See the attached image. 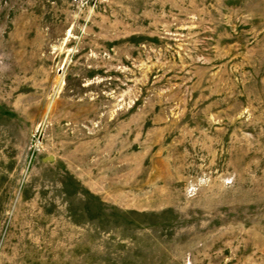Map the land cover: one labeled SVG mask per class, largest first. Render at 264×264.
<instances>
[{
  "label": "rangeland",
  "instance_id": "rangeland-1",
  "mask_svg": "<svg viewBox=\"0 0 264 264\" xmlns=\"http://www.w3.org/2000/svg\"><path fill=\"white\" fill-rule=\"evenodd\" d=\"M0 264H264V0H0Z\"/></svg>",
  "mask_w": 264,
  "mask_h": 264
}]
</instances>
